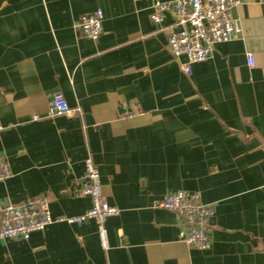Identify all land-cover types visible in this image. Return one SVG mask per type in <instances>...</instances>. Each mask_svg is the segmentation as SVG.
Returning <instances> with one entry per match:
<instances>
[{
    "label": "crops",
    "instance_id": "crops-1",
    "mask_svg": "<svg viewBox=\"0 0 264 264\" xmlns=\"http://www.w3.org/2000/svg\"><path fill=\"white\" fill-rule=\"evenodd\" d=\"M98 9L91 40L77 25ZM151 13L147 1L0 0V157L12 173L0 200L83 215L90 158L119 210L107 248L95 221H57L1 240L0 264H264V0H241V35L191 77L169 51L174 15L156 25ZM58 91L74 112L47 118ZM177 191L215 209L210 249L180 241L181 220L158 206Z\"/></svg>",
    "mask_w": 264,
    "mask_h": 264
},
{
    "label": "built area",
    "instance_id": "built-area-1",
    "mask_svg": "<svg viewBox=\"0 0 264 264\" xmlns=\"http://www.w3.org/2000/svg\"><path fill=\"white\" fill-rule=\"evenodd\" d=\"M151 4V20L160 25L164 16L171 13L175 18V30L169 35L168 47L171 55L185 59L181 69L187 77L193 74V65L205 62L212 56L214 46L232 41L241 35V27L234 18V10L241 0H135ZM104 13H96L80 18L77 28L87 38L97 40L103 32ZM249 66L253 67L252 56ZM70 107L62 92H55L47 118L70 115ZM34 117V120H38ZM4 127L0 125V133ZM11 168L5 158L0 157V184L10 179ZM81 193L91 200V209L80 216L53 218L47 199H33L22 204L3 203L0 200V241L29 240L35 232H42L57 221L71 225L93 220L97 224L102 246L107 248V220L119 214L103 194L98 168L89 158L85 161V173L80 183ZM159 207L172 211L182 222L180 241L190 247L208 250L211 247L210 226L216 212L212 206L202 203L198 192L177 191L167 195Z\"/></svg>",
    "mask_w": 264,
    "mask_h": 264
}]
</instances>
